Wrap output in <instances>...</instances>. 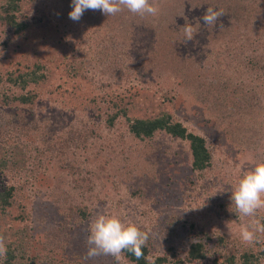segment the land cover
Wrapping results in <instances>:
<instances>
[{"label": "rangeland", "instance_id": "obj_1", "mask_svg": "<svg viewBox=\"0 0 264 264\" xmlns=\"http://www.w3.org/2000/svg\"><path fill=\"white\" fill-rule=\"evenodd\" d=\"M229 2L234 11L241 7L238 20L224 14L214 28L203 24L207 7L219 10ZM154 3L160 9L155 17L86 10L74 22L68 16L72 0H23L19 18L27 37L0 23V75L24 57L45 64L54 37L66 43L44 86L20 91L0 83V161L7 162L0 167V193L10 192L5 212L0 207V227L27 230L25 257L34 264H131L122 255L85 259L90 226L101 214L147 231L152 261L169 247L184 259L193 240L207 238L212 245L215 237H227L220 254H238L245 246L239 226L250 218L237 212L230 197L239 179L264 162V76L241 70L238 60L230 61L229 49L250 39L264 57V0ZM186 22L201 24L187 43ZM184 61H210L215 72L229 63V81L213 91L202 86L199 95L197 74L186 78ZM200 66L198 78L209 86L214 71ZM133 89L161 100L167 95L171 118L205 139L212 156L208 168L192 170L186 140L163 131L151 139L133 138L128 120L141 114L118 117L110 126L109 100ZM26 92L36 95L32 104L3 105L4 93ZM257 218L264 222V209ZM258 243L249 246L263 250L264 235L258 234ZM259 261L264 264V258Z\"/></svg>", "mask_w": 264, "mask_h": 264}, {"label": "trees", "instance_id": "obj_2", "mask_svg": "<svg viewBox=\"0 0 264 264\" xmlns=\"http://www.w3.org/2000/svg\"><path fill=\"white\" fill-rule=\"evenodd\" d=\"M22 2L23 0H0V23L4 28L11 29L17 36L23 34V36L26 38V31L28 29L27 25L21 18H19L22 12ZM232 4L230 3L228 6L218 5V8L219 10H225V14L228 15V18H233L235 21L239 19L237 16L241 12V7L238 6V9L234 11ZM244 7L245 9H249L247 6ZM243 31H245V27ZM174 32L176 31L174 30ZM179 34H181V32H179ZM179 34H176L175 37L180 36ZM65 46L66 43L64 40H62V38L58 37L56 39V37H54V42H52L51 45L49 44L46 46L45 53L47 62L45 64L42 63V59L31 61V59L26 57L29 62L27 63L24 57L17 62L15 67L16 69L7 72L5 75H0V83L10 84L11 87H14L20 91H26L31 85L38 87L44 86V84H47L48 82V74L50 69L49 66H52L53 64L55 68L58 66V61L62 56H64L66 52ZM257 47L258 44L254 41H251L250 39H247L246 43L242 46H233L229 49L230 61L232 62L234 60H238V66L241 68V70H244V72H247L250 75L260 73L261 76H264V57H261L257 52ZM237 49L239 51H237ZM201 64L205 65L206 70L214 71V73L211 75L212 77L209 76V86L203 84L207 79L201 81V79L199 80L198 78V73L201 72ZM67 65L69 67L71 65L69 72L72 73L74 78L79 76V73H77V68L74 67L73 69V64L71 62L67 63ZM212 65V62L210 61L207 64L206 62L202 61L200 64L198 61H194L193 63L184 61L182 64V69L185 68V72L188 71L186 78L190 77V74H197L196 81L198 83L197 91L199 92V95H202V86H204L206 89L208 88L209 91H213L215 89V85L217 83L219 84V82H222L223 79L224 81H229V76L226 75V73H228L226 70L229 68L228 66H230L229 63L223 65V69L217 70L216 72L213 70L214 66ZM174 70L176 72L177 69L175 68ZM215 78L219 80L216 81ZM226 89H228L227 86ZM210 95H212V92ZM35 97L36 95L31 94L30 92H26L24 94L20 93L19 95L13 94L12 96L4 93L2 95V103L5 106H10L11 103L28 105L34 102ZM224 100L225 98H222V101ZM168 101L169 99L167 98V95H165L164 99L161 100L156 97L155 94L145 93L142 89H133L127 91L126 93L117 96L113 100H109L108 104L111 106V114L108 115V119L110 120L109 124L110 126L113 125L112 123L118 117L125 118L130 113L141 114L134 119L128 120V131L133 136V138H136L140 141L151 139L155 133L163 131L171 137L186 140L189 144L192 170L194 172L201 173L210 166L212 160L211 153L206 146V141L203 137L188 132L185 127H183L180 123L175 122L171 118L170 113H168L166 110ZM6 163L7 162L4 160L0 161V167L5 166ZM12 164L15 165V157L12 161ZM9 196L10 192L8 190L6 192L0 193V207L2 211L7 209L6 207L9 206ZM82 216L85 217L83 214ZM0 236L5 238V243L8 248L7 255L6 257H3L1 264H34L31 259L25 257L28 237L26 229L19 228L10 232L9 230H1L0 227ZM8 239L12 240V242L8 243ZM207 241H210V239L207 240L206 238L204 240L191 241L184 259L176 258L173 247H169L165 255L152 261L149 258L151 243V237L149 235L148 242L142 249L143 256L139 260L128 251H125L121 255L126 262L131 264H191L206 260H208L209 264H261V261L259 260L264 258V249L257 252L256 250L251 249L248 244H245L243 247L241 246L242 249L238 254L232 253L231 251L227 253L224 252V255L220 254V251L222 249L226 250L229 245V239L225 236L215 237L212 245H209L210 243L208 244ZM12 246H14V248H12ZM255 246L258 247L259 243L256 242ZM215 249L219 250L217 255L220 256L215 255Z\"/></svg>", "mask_w": 264, "mask_h": 264}, {"label": "clouds", "instance_id": "obj_3", "mask_svg": "<svg viewBox=\"0 0 264 264\" xmlns=\"http://www.w3.org/2000/svg\"><path fill=\"white\" fill-rule=\"evenodd\" d=\"M72 10L68 16L78 22L86 10H99L105 16H114L124 10L139 15L155 17L159 7L154 0H72ZM224 10L207 7L202 16L203 24L215 27ZM187 21V17H185ZM201 24L186 22L183 27L184 41L191 42L198 35ZM231 202L242 217L250 218L248 223L239 226L241 240L248 245L258 242V234L264 235V222L257 218V212L264 209V162L246 172L231 193ZM218 231V230H217ZM149 239V233L142 231L133 223L125 224L117 216L98 215L89 229L87 237L86 260L100 256L119 257L125 251L131 252L136 259L143 256L142 249ZM5 238L0 236V257H6Z\"/></svg>", "mask_w": 264, "mask_h": 264}]
</instances>
